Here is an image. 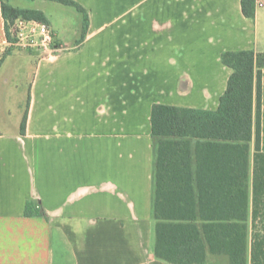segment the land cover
<instances>
[{
	"label": "crops",
	"instance_id": "obj_1",
	"mask_svg": "<svg viewBox=\"0 0 264 264\" xmlns=\"http://www.w3.org/2000/svg\"><path fill=\"white\" fill-rule=\"evenodd\" d=\"M76 1L88 26L81 12L69 34L52 25L54 61L12 50L0 67V264H173L154 251L152 106L216 110L232 73L221 54L264 51V6L247 17L242 0ZM254 153L252 141L251 174Z\"/></svg>",
	"mask_w": 264,
	"mask_h": 264
},
{
	"label": "trees",
	"instance_id": "obj_2",
	"mask_svg": "<svg viewBox=\"0 0 264 264\" xmlns=\"http://www.w3.org/2000/svg\"><path fill=\"white\" fill-rule=\"evenodd\" d=\"M49 1L75 7L84 15V28L88 26V13L76 0ZM241 4L245 16H255L256 0ZM1 6L6 31L18 17L49 24L40 9L15 6L7 0ZM11 53L7 47L0 67ZM221 60L232 73L216 110L152 106V134L157 143L154 251L173 264H207L209 254L225 255L229 264H264V51H224ZM26 214L46 216L33 202L27 203Z\"/></svg>",
	"mask_w": 264,
	"mask_h": 264
},
{
	"label": "built area",
	"instance_id": "obj_3",
	"mask_svg": "<svg viewBox=\"0 0 264 264\" xmlns=\"http://www.w3.org/2000/svg\"><path fill=\"white\" fill-rule=\"evenodd\" d=\"M256 6L263 7V1H257ZM7 45L12 50H31L40 59L54 61L62 50L56 39L54 28L37 19L18 17L9 22L7 30Z\"/></svg>",
	"mask_w": 264,
	"mask_h": 264
},
{
	"label": "rangeland",
	"instance_id": "obj_4",
	"mask_svg": "<svg viewBox=\"0 0 264 264\" xmlns=\"http://www.w3.org/2000/svg\"><path fill=\"white\" fill-rule=\"evenodd\" d=\"M13 5L21 7H43L47 10L52 22L49 24L55 26L56 29L60 31L71 32L72 27L81 21V13L72 6L63 5L54 1L48 0H7ZM52 26V27H53ZM251 168V166H250ZM252 180V174H251ZM222 264V261H219Z\"/></svg>",
	"mask_w": 264,
	"mask_h": 264
}]
</instances>
